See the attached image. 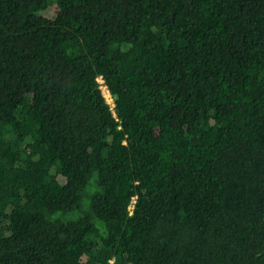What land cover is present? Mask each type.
Returning a JSON list of instances; mask_svg holds the SVG:
<instances>
[{
	"label": "trees",
	"instance_id": "1",
	"mask_svg": "<svg viewBox=\"0 0 264 264\" xmlns=\"http://www.w3.org/2000/svg\"><path fill=\"white\" fill-rule=\"evenodd\" d=\"M0 264H264V0H0Z\"/></svg>",
	"mask_w": 264,
	"mask_h": 264
},
{
	"label": "rangeland",
	"instance_id": "2",
	"mask_svg": "<svg viewBox=\"0 0 264 264\" xmlns=\"http://www.w3.org/2000/svg\"><path fill=\"white\" fill-rule=\"evenodd\" d=\"M53 13H54V9L50 6V7L46 8V9H44L40 14H42L43 16L51 17L53 15ZM101 89H102V92H103L106 100L109 102L110 101V96H109L106 88L101 85Z\"/></svg>",
	"mask_w": 264,
	"mask_h": 264
},
{
	"label": "built area",
	"instance_id": "3",
	"mask_svg": "<svg viewBox=\"0 0 264 264\" xmlns=\"http://www.w3.org/2000/svg\"><path fill=\"white\" fill-rule=\"evenodd\" d=\"M99 82H100V84L102 85L103 84V80L102 79H100L99 80ZM103 86V85H102ZM104 87V86H103ZM110 96V95H109ZM108 102V101H107ZM111 106H113V102H112V98H111V96H110V101L108 102Z\"/></svg>",
	"mask_w": 264,
	"mask_h": 264
},
{
	"label": "clouds",
	"instance_id": "4",
	"mask_svg": "<svg viewBox=\"0 0 264 264\" xmlns=\"http://www.w3.org/2000/svg\"><path fill=\"white\" fill-rule=\"evenodd\" d=\"M100 78H98V82H99ZM100 83V82H99ZM109 94V93H108Z\"/></svg>",
	"mask_w": 264,
	"mask_h": 264
}]
</instances>
